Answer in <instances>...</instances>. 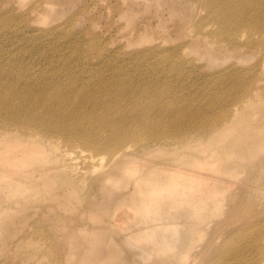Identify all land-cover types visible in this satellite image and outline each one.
Masks as SVG:
<instances>
[{"label": "rangeland", "instance_id": "obj_1", "mask_svg": "<svg viewBox=\"0 0 264 264\" xmlns=\"http://www.w3.org/2000/svg\"><path fill=\"white\" fill-rule=\"evenodd\" d=\"M204 1L0 0L4 71L34 73L43 81L67 77L77 86L81 77L98 87L128 81L134 92L118 99L126 113L121 121L146 119L148 128L168 101H176V114L190 110L193 118L223 113L225 103L229 113L235 102L239 106L218 142L141 134L127 140L132 151L125 157H115L116 147L94 149L50 133L45 149L69 151L32 168L31 189L13 198L0 189V264H206L213 243L222 251L236 246L241 260L229 264H264V120L246 101L260 85L264 99V54L244 37L228 42L216 36L218 23ZM149 84L160 89L157 96L143 92ZM77 91L70 96L81 98ZM105 92L96 99H106ZM82 107L91 108L90 102ZM194 120L188 129L198 127ZM254 120L259 129L250 127ZM208 145L216 149L203 151ZM74 157L85 176L61 185L63 178L51 175L72 169ZM199 162L215 168L198 169L212 180L206 186L217 188L214 199L146 205L150 183L138 185L136 178L150 173L165 182ZM200 211L205 218L192 225ZM225 261L210 257L208 264Z\"/></svg>", "mask_w": 264, "mask_h": 264}, {"label": "bare ground", "instance_id": "obj_2", "mask_svg": "<svg viewBox=\"0 0 264 264\" xmlns=\"http://www.w3.org/2000/svg\"><path fill=\"white\" fill-rule=\"evenodd\" d=\"M204 2L218 23V26L213 28L216 36L225 38V41L228 42H232L235 36L244 37L246 41H250L249 47L257 48L264 54V0H205ZM234 44L240 45L238 42ZM164 61L165 59L162 60V62ZM11 69L4 71V68L0 67V189L5 190V197L13 198L24 190L31 189L32 187L29 186L32 178L31 169L45 168L48 160L58 162L64 155L62 151H66L65 153L69 151L45 149L44 146L50 142L47 138L50 133L62 134L69 140L82 142L94 149L110 150L116 147L113 151L115 157H125L132 151L130 149L132 143L127 140L141 134L145 137L159 138L169 135L176 138V134H178L210 143L218 142L225 134V127H231V120L235 119L239 113L237 112L239 106L236 102L232 109L235 113H229L232 106L225 103L223 113L199 115L197 118H193L190 110L176 114L174 108L176 101H168L166 107H158V115L150 120L152 128H148L145 126L146 119L135 125L132 122L121 121V119L124 120L122 116L126 113L122 110V102L118 99L129 98L132 91L134 92L133 83L114 79L104 81L98 87L88 82L85 79L87 77H81L78 79L80 86H77L74 83H68L67 77L43 81L34 73L24 75L21 72H13ZM59 81H61L60 84H58ZM260 86L251 89L254 95L246 101L252 105L251 111L258 112V109L260 110L261 114L257 120L262 121L264 120V99L258 94ZM77 87L76 93L81 98L74 99L70 96V92H75ZM115 88L118 90H114ZM104 90L109 94L108 97L98 101L95 96ZM143 92L157 96L160 89L149 84L143 88ZM158 100L157 98L156 103ZM88 102H90L91 108L82 107L84 103ZM163 104L165 105L166 102L159 105ZM65 108L69 110L65 112ZM78 113L85 115L79 117ZM164 116L167 117L164 118ZM248 116L250 117V111H248ZM194 119H196L198 127L188 129L190 128L188 123L195 121ZM2 123L4 124L2 125ZM7 124L13 125L14 128L11 132L2 127ZM250 127L259 129L255 120L250 123ZM247 129L241 130L243 133L240 136L245 134ZM90 130L95 132H88ZM33 134H36L37 137L32 136ZM263 141L259 137V142ZM221 148L225 150L227 145L221 146ZM202 149L205 152H210L216 147L210 148L208 145ZM76 160L77 158L69 162L72 169H68L66 172H54L51 176L63 178L60 181L61 185L70 183L73 177L75 180H81L85 176V171L77 164ZM231 167L230 162H226L225 168ZM199 168L215 169L212 163L202 164L199 162L195 168L179 169L178 175L169 176L165 182H160L150 173L136 178L135 182L138 185L148 181L150 183L151 188L147 191V196L144 199L146 205L149 203H159V205L161 203L173 205L192 203L200 197L207 201L212 200L215 198L212 191L217 188L211 187V190L206 186L212 180L201 173ZM128 171L133 173L136 170L129 168ZM43 175L49 174L45 172ZM201 187L205 188L201 193H198L197 190H200ZM151 192L154 193L150 194ZM205 216L206 212H198V221L193 222L192 225H199ZM33 246L36 250L41 248L38 244ZM220 246L221 243L212 244L211 251L206 254L208 256L206 264L210 257L220 258L222 262L231 257L223 264H229L231 259L235 262L241 260L236 246H233L232 249H226L224 246L229 253L226 250H220ZM232 251L233 254H231Z\"/></svg>", "mask_w": 264, "mask_h": 264}]
</instances>
